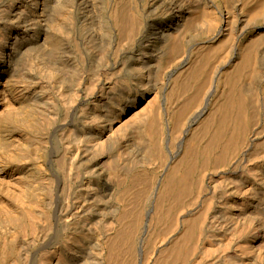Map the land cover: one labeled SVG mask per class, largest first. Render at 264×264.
I'll return each mask as SVG.
<instances>
[{
    "label": "bare ground",
    "instance_id": "1",
    "mask_svg": "<svg viewBox=\"0 0 264 264\" xmlns=\"http://www.w3.org/2000/svg\"><path fill=\"white\" fill-rule=\"evenodd\" d=\"M102 1L0 0V264H135L137 246L146 249L144 264H264V152L242 154L241 172H202L193 181L199 163L227 167L249 141L264 146V137L252 140L264 117V0H127L130 18L168 11L158 39L175 52L173 38L183 36L196 52L181 62L182 86L197 84L181 116L217 79L213 136L202 151L188 143L160 177L153 111L134 120L135 158L125 164L115 153L122 128L110 122L114 111L104 123L96 110L110 92L84 74L98 53ZM111 1L108 26H125L119 0ZM91 92L98 100L87 99ZM150 181L158 182L151 190ZM187 201L167 234L173 209Z\"/></svg>",
    "mask_w": 264,
    "mask_h": 264
},
{
    "label": "rangeland",
    "instance_id": "2",
    "mask_svg": "<svg viewBox=\"0 0 264 264\" xmlns=\"http://www.w3.org/2000/svg\"><path fill=\"white\" fill-rule=\"evenodd\" d=\"M109 1L108 0L102 1L101 8H102L105 18L103 20V23H101L99 26L98 25L94 26L97 32V36H98L96 37V41H95L96 51L98 53H96L95 57L92 58L93 61L91 62V67L89 64L90 68L88 67L84 69V74L88 78L90 77L89 79L91 81L100 82L102 86L106 88L107 91L110 92V96L108 97L107 101L105 103H100L101 105L98 104L99 108L97 106L96 110L101 115L105 116V118L102 117L104 120V123L108 122L107 117H109V115H111L110 113L114 111V114L111 115V118L114 121L112 120L110 122L115 124L116 126L115 130H117V128H122V129H118L120 130V133H118L119 135L116 141L118 145H116L115 147V153L121 156V159L124 160L123 162L125 164L132 163L133 161L132 158H135L133 156L134 154L132 153L133 146H132V143L130 142H131V137H132V142H133V136H135L136 133L139 131L137 129H140L141 124L134 122V120L136 119L137 116L139 117L145 112H148V110L153 111L152 114L154 116L153 115L152 116H153V120L155 119L154 125L156 126V130H157V132L155 133L157 134L154 133L150 138L153 141L155 140V143L160 141V139L163 141L162 145H157L156 147L154 146V150H153L154 152L152 151L151 153L152 164L154 166L153 169L157 171L160 177V173L165 169L166 165L169 162L175 161L177 154H179L183 150L184 147L186 148L188 146V143H191V141L194 140L195 141L193 145L194 149L196 151H202L206 147L208 142L210 141L211 137L213 136V134H211V131H213V129L216 127V118H215V114L213 113L214 107H215L214 104L215 102L218 101L217 99L219 98L217 97V94L215 92L216 85H217V79L216 78L212 79L211 85H209L206 91L203 92L204 100L201 101L202 97H200V99L198 100L199 102L201 101V103L193 107L191 110H188L181 116V114L179 113L180 108H182V106L184 105L186 101V97L189 94L194 95L193 93L195 92L196 85H197L194 83H188L186 87L182 86L183 82L186 81V78L188 77L187 76L188 73L186 70L187 67L183 66L181 62L185 60L186 56H187L186 59L187 58L189 59L190 57H195L196 52L193 53L192 49H190V46L183 43V40H182L183 36L176 35L173 38L172 43L176 46L175 52H171V50H169L170 45H171V42L169 40L164 41V40L158 39L157 36L162 32V30H166L167 28H169L168 26L170 25L172 21V16L170 15L168 11H164L161 9H157V10L151 9V13L149 12L148 13L149 15L147 14L142 19H139V17L136 14L133 17L134 18L133 19V18H130L129 16V14H131V12L134 11V10L132 11L133 7L131 3H128L127 0H119L118 7L120 8L118 9L123 14L121 16L125 17L124 19L126 21L125 23L126 25L123 27L117 25L114 27V29L111 28V26L109 27L108 26L109 23L107 22V19H106L107 9H109L110 5L112 4V1L111 0ZM129 4L131 5V7L129 6ZM125 5H128V7ZM127 15H128L127 17L128 19L126 18ZM130 24H131L132 31L129 29ZM132 25L135 27H133ZM135 29L136 30L138 29V30L136 31ZM176 42L179 45H176ZM114 53H116L117 56L114 55ZM99 58L102 60L100 61ZM113 60L115 61V63ZM195 66H199V64H195ZM106 70H108V72H106ZM110 83L113 85H111ZM87 96H88L87 99L95 100L96 98V100H98V97H100V94L97 92H94L92 94L91 92L90 94L88 93ZM108 101H110L109 103H111V105L113 106H111L108 103ZM246 115L248 118V124L252 123L251 111L249 110L246 113ZM181 118L183 122L181 121ZM263 118L264 117H260L259 121L256 122V125L259 128H257L256 125L254 126V128L258 130L256 132L257 135L252 136V140L257 139V138L261 139L264 137L263 136L264 135ZM100 120L102 121V119ZM125 124H128V125H125ZM207 126L209 127V133L208 131L206 132L203 131V129H205ZM171 129L172 130L176 129V130L171 131ZM247 136L248 138L251 137L249 130H248ZM261 141L258 142L253 147L251 146L250 141L246 143L247 145L242 147V150L240 151L239 155L238 154L235 155V158L232 160L231 164L227 167H224V166L215 167L212 160L208 161L209 163L207 162L199 163L196 168L197 173L193 176L194 184L197 183V180L202 172H206L209 175L223 172L226 170L229 172H241L242 168H238L235 171L236 162L242 159L243 157L242 154L247 155L248 156L247 160H250L252 155H254L255 151H261V153L264 152V146L262 145L259 146L261 144ZM122 148L124 151H122ZM157 148H159V150ZM127 158L131 161H128ZM125 161H127V163ZM154 162L156 165L154 164ZM137 169L140 170V168H137ZM157 183L158 182L150 181V183H148L147 185V188L149 186L148 189L151 190L154 187V184L156 186ZM197 197L198 198L196 200H199L200 195L197 194ZM192 204H193V201H187L182 206V208L173 209L171 221L165 224V226L168 227V229L170 230V228L172 227V224H174L175 222L178 223L179 219H181L182 215L191 208ZM150 208L148 209L146 213L143 210H141L139 228H141L142 230H144V227L147 224H149ZM171 231L172 230L168 231L167 234H169ZM146 260H147L146 249L140 246H137L135 250V256H134L135 264H144Z\"/></svg>",
    "mask_w": 264,
    "mask_h": 264
}]
</instances>
